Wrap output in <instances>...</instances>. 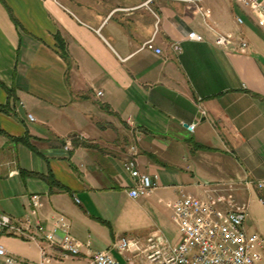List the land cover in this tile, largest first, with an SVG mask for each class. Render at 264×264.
Segmentation results:
<instances>
[{"label":"crops","instance_id":"obj_1","mask_svg":"<svg viewBox=\"0 0 264 264\" xmlns=\"http://www.w3.org/2000/svg\"><path fill=\"white\" fill-rule=\"evenodd\" d=\"M144 1L0 0V211L32 221L31 239L0 236L17 261L38 264L42 250L49 264L85 261L46 240L59 213L104 249L91 241L101 220L148 229L182 192L215 187L222 209L231 198L264 209V28L237 0ZM210 27L249 46H216ZM149 39L161 53L142 47ZM131 145L139 170L157 175L137 198L122 166Z\"/></svg>","mask_w":264,"mask_h":264},{"label":"built area","instance_id":"obj_2","mask_svg":"<svg viewBox=\"0 0 264 264\" xmlns=\"http://www.w3.org/2000/svg\"><path fill=\"white\" fill-rule=\"evenodd\" d=\"M152 1L145 0L144 4ZM172 1L187 2L195 6L199 2V0ZM237 1L251 12L257 25L264 28V0ZM236 21L238 24H243L244 18L237 16ZM210 29L213 31L212 42L216 46L241 50L249 46L241 36L236 37L231 32H218L212 27ZM187 36L196 41L205 39L202 34L194 30L188 32ZM142 47L154 50L156 53L162 52L161 48L155 46L153 39L145 41ZM97 93L101 95L102 91ZM27 117L29 120L34 119L32 114H28ZM188 127L192 131L195 123ZM65 149H70V143L65 145ZM136 156V146H129L127 157L122 164L124 171L133 180L128 188V194L132 198L149 194L157 187V175L152 176L141 172L137 166ZM258 187L264 189V181L259 182ZM218 193L219 189L215 187L208 189L207 198L180 193L172 205V220L179 232V240L175 243H170L158 230L147 236L145 245L138 238L125 236L119 238L114 247L124 255L125 262L119 261L107 249H92L89 242L83 243L72 236L69 231V222L61 213L54 217V228L45 233V238L50 245L57 244L70 255H85L84 262L75 264H260L264 258V237L258 231L246 229L248 205L242 203L234 207L231 198L228 200L229 208L222 209L220 203L223 197ZM33 198L35 208L32 214L35 215L38 196L34 195ZM259 202L264 205V198L260 197ZM31 223L32 221L27 219L25 225L15 224L7 214L0 211V236L8 233L31 239L32 236L26 232ZM36 224L41 230L45 229L40 221L37 220ZM57 230L62 232L60 237L55 235ZM83 249L87 252L83 253ZM45 255V250H42V260L38 264H44ZM131 256H135V259ZM0 264H19L1 244Z\"/></svg>","mask_w":264,"mask_h":264},{"label":"rangeland","instance_id":"obj_3","mask_svg":"<svg viewBox=\"0 0 264 264\" xmlns=\"http://www.w3.org/2000/svg\"><path fill=\"white\" fill-rule=\"evenodd\" d=\"M250 211V217L248 224L251 225L252 230H256L259 233H261L264 237V209L262 206L255 205V208L248 207ZM252 211L254 214H252ZM168 212V210H167ZM152 220L150 222V227L148 229L143 230H136V231H125L120 228H113L112 224L109 223L107 220H101L103 228L102 233L100 236L93 235V239L91 240L93 245L98 248H104L109 250V252L117 258L121 262H125L124 255L120 254L116 248L114 247L115 242L121 238L122 236L128 237V238H138L140 241L145 245L146 238L150 234V231L156 227H160L162 229V234L168 239L170 243H175L179 240V232L174 224L171 215L165 214V217L163 220L155 221ZM135 259V256H131ZM48 258H44L46 260V264L48 263ZM18 261L21 264H34L28 260H25L24 258H17ZM137 259V258H136ZM260 264H264V258L261 260Z\"/></svg>","mask_w":264,"mask_h":264}]
</instances>
